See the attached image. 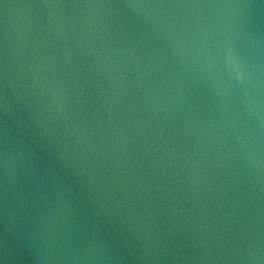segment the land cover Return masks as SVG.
I'll return each instance as SVG.
<instances>
[{
  "label": "water",
  "instance_id": "water-1",
  "mask_svg": "<svg viewBox=\"0 0 264 264\" xmlns=\"http://www.w3.org/2000/svg\"><path fill=\"white\" fill-rule=\"evenodd\" d=\"M0 264H264V0H0Z\"/></svg>",
  "mask_w": 264,
  "mask_h": 264
}]
</instances>
